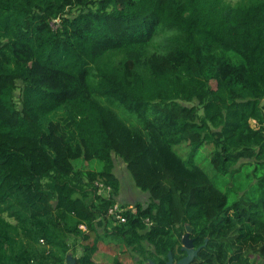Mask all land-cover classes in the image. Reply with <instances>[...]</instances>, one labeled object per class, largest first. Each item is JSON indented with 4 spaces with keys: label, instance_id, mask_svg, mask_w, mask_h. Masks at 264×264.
Masks as SVG:
<instances>
[{
    "label": "trees",
    "instance_id": "obj_1",
    "mask_svg": "<svg viewBox=\"0 0 264 264\" xmlns=\"http://www.w3.org/2000/svg\"><path fill=\"white\" fill-rule=\"evenodd\" d=\"M188 227L194 264H264V0H0V264H166Z\"/></svg>",
    "mask_w": 264,
    "mask_h": 264
},
{
    "label": "rangeland",
    "instance_id": "obj_2",
    "mask_svg": "<svg viewBox=\"0 0 264 264\" xmlns=\"http://www.w3.org/2000/svg\"><path fill=\"white\" fill-rule=\"evenodd\" d=\"M229 2H235L237 0H227ZM212 86L215 88V83H212ZM118 112L126 119H129L131 123L137 124V118L134 114H131L129 112H126L125 110L119 109ZM121 116V117H122ZM254 125H256L254 123ZM212 146L207 147V149H204L198 153V159L199 163L204 170L211 176V177H216L218 174L216 171L213 169L212 165L210 164V158H211V153H212ZM211 149V150H210ZM177 151L181 154L186 156L188 153V149L185 146H179L177 148ZM248 153L245 154L247 156ZM248 157V156H247ZM86 162V161H84ZM87 163V162H86ZM118 175L120 176L121 179V190L120 193L117 194L116 200L117 202H121V205H134L137 202H143L145 200L148 201L147 195L142 193L137 187L134 185V181L128 171L126 172L125 168L123 167V163L121 161H118ZM101 163L100 162H94L93 163V168L95 169H100L101 168ZM117 170V168H116ZM117 175V174H116ZM220 181L222 185L224 186V189L227 191L229 189V186L227 182H229L228 179L224 177H220ZM112 188L110 186L106 187V189L102 190V194L109 197L111 194ZM232 197H234V194L232 193ZM129 205V206H130ZM115 207V206H114ZM112 211V210H111ZM110 211V213H111ZM100 222V221H99ZM91 244L90 242H88ZM99 250L96 253V261L98 264H113L111 261L112 258L107 257V253H115L119 257H123V255L128 254V251L126 250L125 247H119L116 244H106V243H100L98 246ZM130 255V254H129ZM128 256V255H127ZM124 264H132V263H124Z\"/></svg>",
    "mask_w": 264,
    "mask_h": 264
},
{
    "label": "water",
    "instance_id": "obj_3",
    "mask_svg": "<svg viewBox=\"0 0 264 264\" xmlns=\"http://www.w3.org/2000/svg\"><path fill=\"white\" fill-rule=\"evenodd\" d=\"M191 230L192 228L188 227L187 233L182 239V243H183L182 250H184L187 253V256L183 260L179 261L177 264H191L194 261L195 257L198 255V252L200 251V249H195L194 242L190 238ZM68 261L69 264H76V261L71 255L68 256ZM149 264H154V263H149ZM168 264H174V258L172 256V253H169Z\"/></svg>",
    "mask_w": 264,
    "mask_h": 264
},
{
    "label": "flooded vegetation",
    "instance_id": "obj_4",
    "mask_svg": "<svg viewBox=\"0 0 264 264\" xmlns=\"http://www.w3.org/2000/svg\"><path fill=\"white\" fill-rule=\"evenodd\" d=\"M182 247H183V243H182ZM126 250L128 251V254L123 255V257H119L115 253H111V252L107 253V257L112 258L111 261L113 262V264H116L117 262L119 264L120 263L121 264H124V263L139 264L141 262L140 256H133V255H131L133 253H132V251L130 252V249H126ZM181 250H182V248H181ZM182 251H183V254H178V253L176 255L172 254V256L174 258V264H177L179 261L183 260L187 256V253L184 250H182ZM198 254H199V252H198ZM197 257H198V255L195 257L194 261L191 264L195 263V260ZM168 260L169 259H167L166 264H168ZM149 263L156 264L155 262H153L152 260H149V259L147 261H144V264H149Z\"/></svg>",
    "mask_w": 264,
    "mask_h": 264
},
{
    "label": "built area",
    "instance_id": "obj_5",
    "mask_svg": "<svg viewBox=\"0 0 264 264\" xmlns=\"http://www.w3.org/2000/svg\"><path fill=\"white\" fill-rule=\"evenodd\" d=\"M103 189H106V187H103L102 190H103ZM116 209H117V211H118L117 218L120 219L121 221H125L126 218L123 217V216L121 215V211L119 210V207H118L117 205L114 207V209H112V211L110 210L111 213H113L114 210H116ZM81 228L85 229L84 226H81Z\"/></svg>",
    "mask_w": 264,
    "mask_h": 264
}]
</instances>
